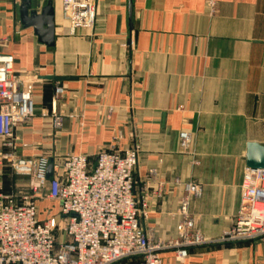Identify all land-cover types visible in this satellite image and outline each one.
Masks as SVG:
<instances>
[{
	"label": "crops",
	"instance_id": "crops-1",
	"mask_svg": "<svg viewBox=\"0 0 264 264\" xmlns=\"http://www.w3.org/2000/svg\"><path fill=\"white\" fill-rule=\"evenodd\" d=\"M31 1L52 2L53 47L19 24L20 0H0V50L34 87L35 115L15 131L26 145L17 154L94 162L100 150L137 146L134 194L149 198L147 232L174 237L183 185L196 183L200 194L187 209L193 226L219 239L238 209L246 145L264 146V0H95L93 28L74 32L61 0ZM44 76L70 78L61 99ZM51 113L63 115L59 129ZM21 176L0 167V190L19 194L28 184ZM55 207L40 201L39 219L56 217ZM161 264H264V241L193 248L181 263L165 251Z\"/></svg>",
	"mask_w": 264,
	"mask_h": 264
},
{
	"label": "built area",
	"instance_id": "built-area-1",
	"mask_svg": "<svg viewBox=\"0 0 264 264\" xmlns=\"http://www.w3.org/2000/svg\"><path fill=\"white\" fill-rule=\"evenodd\" d=\"M216 0H208L213 6ZM64 19L71 32L93 28L95 0H61ZM14 56L0 50V167L28 175L25 190H0V264H161V254L172 251L181 263L193 248L249 240L264 241V169H248L240 183L239 204L227 231L214 241L197 231L188 213L189 199L200 194L196 183L183 185L177 214L180 220L174 237L151 236L145 226L149 198L139 191L135 178L138 148L98 151L95 161L86 155L50 159L19 156L17 128L35 115L34 87L13 68ZM54 98L64 96L62 85L54 87ZM47 116V115H45ZM53 129L62 125L63 115H49ZM185 146L188 133L180 132ZM51 165V177H47ZM54 202L56 217L39 219L38 204Z\"/></svg>",
	"mask_w": 264,
	"mask_h": 264
},
{
	"label": "water",
	"instance_id": "water-1",
	"mask_svg": "<svg viewBox=\"0 0 264 264\" xmlns=\"http://www.w3.org/2000/svg\"><path fill=\"white\" fill-rule=\"evenodd\" d=\"M129 18L131 19V5L128 7ZM19 24L23 28H31L38 43L53 47L54 45V9L51 1H46L39 6L31 0H20L17 10ZM58 85L63 81L70 80L67 77L44 76ZM246 167L248 169H264V146L258 143H247L246 145ZM52 167L49 165L47 177H51Z\"/></svg>",
	"mask_w": 264,
	"mask_h": 264
},
{
	"label": "rangeland",
	"instance_id": "rangeland-1",
	"mask_svg": "<svg viewBox=\"0 0 264 264\" xmlns=\"http://www.w3.org/2000/svg\"><path fill=\"white\" fill-rule=\"evenodd\" d=\"M21 177H25V178L29 179L28 175H26V174H25V175H22ZM48 201H49V200H48ZM51 202H52V201H51ZM55 208H57V212H58V207H57V205H56ZM55 210H56V209H54V211L52 212L53 214H54ZM46 213L49 214V211H47ZM39 216H40V215H39Z\"/></svg>",
	"mask_w": 264,
	"mask_h": 264
}]
</instances>
